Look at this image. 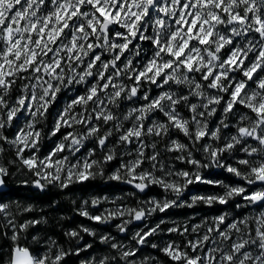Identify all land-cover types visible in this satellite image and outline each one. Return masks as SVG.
Wrapping results in <instances>:
<instances>
[{
    "label": "snow or ice",
    "instance_id": "1",
    "mask_svg": "<svg viewBox=\"0 0 264 264\" xmlns=\"http://www.w3.org/2000/svg\"><path fill=\"white\" fill-rule=\"evenodd\" d=\"M70 89L76 92L56 113L50 131L51 136L61 133L62 139L41 157L43 133L37 125L59 94ZM14 91L19 95L13 99ZM25 112L32 119L9 139L4 129ZM173 132L193 146L205 139L222 141L216 146L204 143L202 149L212 164L247 187L204 179L199 169L208 165L193 157L188 144L172 138ZM113 137L102 162L92 159L95 148L76 158L86 141L104 149ZM164 138V151L179 153L175 159L197 171L166 170L157 150ZM0 141L15 148L21 165L36 177L32 184L40 189L51 184L67 188L102 176V163L117 159L120 146L132 148L120 153L121 163L109 180L125 181L141 192L159 185L177 197L196 182L220 185L223 195L193 196L192 203L227 204L239 196L245 206L259 211L213 217L210 224L204 222L203 235L183 246L169 242L161 251L174 264H264V0H0ZM26 150L31 154L25 156ZM65 151L68 156L61 155ZM226 153L234 163H221ZM145 163L151 170L143 168ZM156 171L163 175L158 177ZM8 174L0 166V186ZM173 175L183 182L169 180ZM99 203L92 200L93 205ZM147 203L152 205L147 210L80 214L98 223L125 214L139 221L164 212L176 200ZM15 209L33 210L19 203ZM0 217L12 229L8 264H63L69 255L70 250L55 241L43 251H34L27 238L22 242L21 233L41 221L17 225L12 204L0 202ZM130 222L117 227L124 232ZM204 225H194L191 231L198 233ZM159 227L141 230L133 239L142 245ZM168 231L186 235L189 228ZM110 239L102 236L101 243L118 256L94 259L92 264H128L135 256V249L124 250ZM32 240L39 243L37 236Z\"/></svg>",
    "mask_w": 264,
    "mask_h": 264
},
{
    "label": "trees",
    "instance_id": "2",
    "mask_svg": "<svg viewBox=\"0 0 264 264\" xmlns=\"http://www.w3.org/2000/svg\"><path fill=\"white\" fill-rule=\"evenodd\" d=\"M145 48H147V45H145ZM152 93H156V90L153 89ZM17 95V91H14L12 93V97H16ZM57 103L58 102H55L53 104V106L49 109L46 118L41 120L37 125V128L41 129L43 133L39 143V148L41 147V150L38 152L39 155L42 152H46L50 148V146L52 145V139H55L56 136L59 137L60 135H62L61 133H58L55 136H51V126L47 125V123L50 121L51 112ZM218 119L219 117L214 118L213 126L215 122L218 121ZM228 131L231 132L232 129H229ZM6 135H10V133L7 132ZM178 139L183 143H188V140L182 134L178 135ZM211 141L212 140L209 139V142ZM160 142L158 143L157 150L161 152L162 148ZM2 147L4 148V151L0 154V161L2 162V165L8 169L9 174L4 177L5 184L0 190V202L10 203L13 205L14 209L17 203H19V205H23V203L29 201L33 209L31 212H17L15 209V217H17L16 224L19 225L25 218L29 220H40L41 223L32 226L26 232L21 233V241L23 242L24 239L27 238V243L29 244V236L33 231L38 230L39 233H44V235L54 239L56 243L61 244L62 248L65 251L70 250L69 255L64 258L63 264H80L79 259L84 254L88 253L90 251L89 249H91L94 245L102 246V244L97 241L98 231L111 229L114 225V222L116 221L114 219L109 220L107 223H98L96 221H90L81 217L78 210H76L75 208L76 205L73 204L70 200L72 196H82L90 191H93L95 193H103L105 191L112 194L121 193L123 197L120 198L119 201H123L126 205L129 206H137L138 203L136 202V200L138 199L140 200L142 198H147L152 194L154 196L162 195L161 190H158L156 188L152 189V187H150V191L148 192L135 191L131 197L129 196V194H125L126 192L131 193V191L133 190V187L130 184L126 183L125 181L109 180L107 177L109 167H112V165H114L113 161L102 163L104 172L102 176L97 175L94 179H90L82 183H73L67 188H61L56 184H51L44 189H40L32 184V181L36 179V177L21 165L19 159L15 156V152H10L8 150V147L6 146V143L4 142H2ZM94 148L96 149V151L92 159H96L102 162L105 155L104 151H106V148L100 149L98 146H96L95 143ZM193 155L195 159L201 160V155L197 154L195 149ZM200 162L201 164H205L204 161ZM232 163H234V161ZM178 165L183 166V164ZM183 167L190 170L189 167ZM173 168L179 169L177 166ZM199 171L202 172L205 177L213 181L220 180L226 184H231L233 186L238 184L247 186L244 181H241L239 178L234 177L232 174L225 171L224 168L217 167L212 163H210L208 167L200 168ZM25 181H27V183H25ZM197 187L208 194H211V192L213 191L222 193V191L219 190L218 186L197 185ZM236 199L237 197H234L230 199L227 204H223L221 206L214 203L207 208L209 209L208 212H204L205 208H203L202 206H195L194 210H197V212L199 210H202L204 214H210L218 212L220 210H225V214L231 213L235 217H242V211L241 209L237 208L236 205L244 203L242 200ZM191 211L192 210L186 212ZM186 214L187 213H183L181 209L179 211H172L170 215L176 216ZM197 219L198 218H196V220ZM161 225L165 226V224ZM83 228H88L92 231V233H95V235H89L86 232H82ZM73 230L79 233L77 237H71L67 235V233ZM11 235V227L8 226L3 217H0V264H8L9 251L12 244L10 239ZM120 235L122 236L123 234L121 233ZM147 240L150 243V238H148ZM88 245H91V247H87ZM78 249H80L81 251H79L77 254ZM138 251V253L143 251V246H141ZM170 263L173 264L174 262L170 261Z\"/></svg>",
    "mask_w": 264,
    "mask_h": 264
},
{
    "label": "rangeland",
    "instance_id": "3",
    "mask_svg": "<svg viewBox=\"0 0 264 264\" xmlns=\"http://www.w3.org/2000/svg\"><path fill=\"white\" fill-rule=\"evenodd\" d=\"M145 87H149V86L145 85ZM77 88L82 89L83 86H77ZM17 94L19 95V92H17ZM63 95H64V93H63ZM152 95H154V93H152ZM12 98L14 99L15 97H12ZM58 100H60V101H58L59 102L58 108L54 109V112L52 113V117H51L50 121L47 123V125L51 126V128L53 127L54 120L56 118V113L60 109H62L66 103H68L70 101L69 98H65V97H62L61 99L58 97ZM130 106H132V105L125 104L124 107L127 108ZM28 116H29L28 113L25 112V113L19 115L18 118H15L13 120L11 126L4 129V135H6V133L9 132L10 135H6V136L9 139H12L14 137L15 133L17 132V130L29 122ZM153 118H155V117H153ZM228 132H230V131H228ZM179 134L180 133L173 132V133H171V136L174 139H178ZM226 134L227 133H225V135ZM2 142L3 141H0V146H2ZM59 142H60L59 139L53 140L52 148H50L49 151H51L55 147V145ZM114 142H115V137H113L111 139V141H109L107 149L112 147ZM167 142H168V138H164L160 142V145L162 148V151L160 152L161 153L160 159L165 163L166 170L168 168H171L173 170V172L180 171V170L189 171L187 168L183 167V166H186V167H189V169H190L189 172L197 171V169L194 166L187 164V163H184L182 161L176 160L175 156L178 155L179 153L164 151V148H165ZM94 143L95 142L93 140H89V141L85 142L86 145L94 144ZM204 143H212L214 146H216L217 144L222 143V141H219V142L211 141V142H209V139H205L204 141L196 144L195 146H193L188 141L187 144L189 145V150L192 151V154H194V149H195L197 154L201 155V160H199V161H204V163L206 165H209L211 163L210 158L207 156V154L202 149V144H204ZM6 146L8 147V150L10 152H15V156H16L15 148L12 145L7 144V143H6ZM82 148H81V150H82ZM131 148H132V146H128V147L120 146L117 149V159H114L113 160L114 165H112V167H109L107 177H109L119 167V164L121 163L120 153L125 152L127 150H131ZM81 150L79 153H77V155L80 154V158H83L84 156H81V154L83 155V153H81ZM89 150L90 149H88V151ZM49 151L42 153L39 156L43 157L44 155H47ZM26 152H27V150H26ZM26 152H25V154H26ZM104 152H106V151H104ZM68 155H69V152H67V154L65 156H68ZM193 157H194V155H193ZM76 158H78V157L76 156ZM124 159L125 160L132 159V157L125 156ZM232 162H233V159L229 158V154H227V153L224 154V157L221 159L222 164L232 163ZM178 164H183V166L178 165ZM0 166H3L1 161H0ZM176 166L179 169L173 168ZM143 168L151 170L150 165L147 163H145L143 165ZM155 174L158 177L163 175V173H161L159 171H156ZM200 174L202 177H205V176H203L202 172H200ZM168 179L169 180H178V182H180V183L183 182L180 178H177L174 175L172 177H168ZM204 179H206V178H204ZM206 180H209V179H206ZM194 184L195 185L205 184V185L218 186L219 190L222 191V193H220V194H208V193H202V192L198 193L196 191V187H194ZM56 185L59 186V184H56ZM227 185H231V184H227ZM132 186H133V190L131 191V193L130 192L128 193L130 197L132 196V194L135 191L141 192L138 189H136L134 187V185H132ZM231 186H233V185H231ZM234 186H236V185H234ZM241 186H243V185H241ZM150 187H152V189L156 188L158 190H161L162 195L154 196L152 194L147 198H142L141 200H136V202L138 203L137 206L136 205L135 206L134 205L133 206L124 205L122 208H119L116 205L115 206L112 205L113 204L112 201L117 200L116 193L106 195L103 193H95L93 191H90V192H88L82 196H79V195L72 196L73 198L71 197L72 199L70 198V200L73 204L76 205L75 208H76V210H78L79 214L81 213L82 210H87L91 215H99L101 213H104L105 210H116V209H127V208H133V209L144 208L145 210H147L148 208L152 207L151 204L147 203L148 201H151V200L163 201L165 199L176 200V205L166 209L164 212L156 211V212H153L151 214H148L142 220H139V223H136V220L131 219V217H129L127 214H125L123 217L117 216V217L111 219V220H114V219L116 220L111 229H106L103 231L99 230L97 233V235H98L97 241L100 243H101V237L107 235L111 238L109 243L115 242V243L121 244L124 246V250H128L129 248L135 249L136 254L134 257L129 258L128 264H132L133 261L135 262V264H170V261H171L170 258L168 256H166L161 251V249L163 247H165L167 243L175 242V243L183 246L187 240L195 239L197 235H203L204 234V232L206 230V225H204L205 221H207L210 224L213 217L223 215V213H218V214H214V213L206 214L205 213L204 214V212L209 211V209H207V208L211 205H207L202 201L201 202L197 201L195 204H193L192 203V197L193 196H208V195H223L225 192V188L220 186V185H217V184H206V183L196 182V183L190 184L188 186V188L185 189L180 194L179 197H177L175 193H172L171 191H165L159 185H150ZM105 198H107V199H105ZM94 199H98L100 201V203L97 205H93L92 200H94ZM236 200H243V199H242V197L237 196ZM85 202H87V203H85ZM108 204H110V205H108ZM216 204H219V203H216ZM20 205L22 208L27 207L29 205L31 206L29 201L26 203H23V205L22 204H20ZM189 205H191V206H189ZM219 205L221 206L223 204H219ZM240 205H241V207L239 209L245 208L244 204L240 203ZM195 206H199V207L202 206L203 208H205L204 212H202V210H199L197 212V210H194ZM181 209H182L183 213L185 212L187 214L186 215H176V216L170 215L172 211H179ZM189 210H192V211L186 212ZM245 212L247 213V215L252 213V211L249 209L245 210ZM13 213L15 215V208L13 209ZM166 214H168V215H166ZM80 216L85 218V219H88L90 221H93V220L89 219L88 217H85L81 214H80ZM196 218H198V219L196 220ZM16 220H17V217H15V222H17ZM27 220H29V219L25 218L21 221V223H24ZM126 220H131V222L126 225V231L121 232L118 229L117 225L124 223V221H126ZM5 221L7 223L6 219H5ZM162 221H163V223H161ZM161 224H165V226H162ZM157 225L160 226L159 230L154 235L146 238V242L144 244L140 245V246H143V251L138 253L139 252L137 250L138 245L136 244L135 240L133 239L134 235L137 232H140L141 230L148 231L149 229L154 228ZM194 225H204V226H202L201 228L198 229V233H193L191 231V227ZM184 226H188V228H189V231L186 235H180L178 233L168 231V229L172 228V227H180L182 230ZM82 232H84L83 229H82ZM90 232L92 233L91 230H90ZM90 232H86V233L91 235ZM121 233L123 234L122 236L120 235ZM33 236L39 237V243L33 242V240H32ZM148 238H150V243L147 240ZM49 241H55V240L49 236L44 235V233L43 234L39 233L38 230L33 231L31 233V235L29 236V244L32 245V248L34 251H43L44 246ZM56 244L58 247H62L61 244H58V243H56ZM101 244H102V246L94 245L91 249H89L90 251L88 253L84 254L79 259L80 264H92L94 259L99 260L100 258H102L104 256H108V257L118 256V253L115 250L111 249L108 244H105V243H101ZM153 245H156V247H153ZM152 250H154V251H152ZM189 252H190V250H189ZM119 264H125V262L123 260H121V261H119Z\"/></svg>",
    "mask_w": 264,
    "mask_h": 264
},
{
    "label": "flooded vegetation",
    "instance_id": "4",
    "mask_svg": "<svg viewBox=\"0 0 264 264\" xmlns=\"http://www.w3.org/2000/svg\"><path fill=\"white\" fill-rule=\"evenodd\" d=\"M197 187V186H196ZM198 188V191H200V188L199 187H197ZM148 189H150V188H148ZM252 208V207H251ZM253 210H255L254 212H257V211H259V209H255V208H252ZM247 210V209H246ZM241 214H243V215H247V213L246 212H242ZM170 264H172V263H170ZM174 264V263H173Z\"/></svg>",
    "mask_w": 264,
    "mask_h": 264
},
{
    "label": "water",
    "instance_id": "5",
    "mask_svg": "<svg viewBox=\"0 0 264 264\" xmlns=\"http://www.w3.org/2000/svg\"><path fill=\"white\" fill-rule=\"evenodd\" d=\"M2 186H0V188H1Z\"/></svg>",
    "mask_w": 264,
    "mask_h": 264
},
{
    "label": "bare ground",
    "instance_id": "6",
    "mask_svg": "<svg viewBox=\"0 0 264 264\" xmlns=\"http://www.w3.org/2000/svg\"><path fill=\"white\" fill-rule=\"evenodd\" d=\"M25 213V212H24Z\"/></svg>",
    "mask_w": 264,
    "mask_h": 264
}]
</instances>
